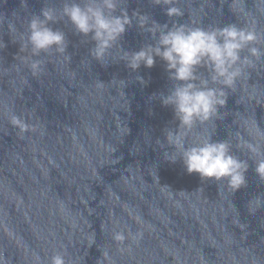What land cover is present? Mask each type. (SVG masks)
<instances>
[{
    "label": "water",
    "instance_id": "95a60500",
    "mask_svg": "<svg viewBox=\"0 0 264 264\" xmlns=\"http://www.w3.org/2000/svg\"><path fill=\"white\" fill-rule=\"evenodd\" d=\"M62 3L0 0V264H51L56 254L65 264H264V181L238 147L264 144V57L225 88L218 117L188 132L189 143L227 139L247 160L246 185L235 192L165 158L174 151L166 132L179 125L160 99L174 84L165 62L133 70L121 59L155 44L134 12L149 26L235 23L264 36V0H175L184 12L175 17L152 0H121L132 24L102 60L91 34L67 19L52 24L65 33V51L34 56L22 46L28 20L46 5L59 14ZM255 46L264 50V39ZM116 232L125 240L115 241Z\"/></svg>",
    "mask_w": 264,
    "mask_h": 264
},
{
    "label": "clouds",
    "instance_id": "9594fccd",
    "mask_svg": "<svg viewBox=\"0 0 264 264\" xmlns=\"http://www.w3.org/2000/svg\"><path fill=\"white\" fill-rule=\"evenodd\" d=\"M152 3L167 6L164 11L168 17L184 15L175 0H152ZM120 4L121 0H63L59 14L55 7L46 5L39 15L33 14L28 20L22 46L28 47L34 56L52 49L63 53L66 48L65 33L54 29L52 24L67 19L75 32L84 36L91 34V39L95 41L92 54L102 60L126 31V26L132 24V18L125 8H120ZM118 8L119 15L115 14ZM133 16L140 28L153 35L155 44H147L134 52L122 51L121 59L136 70L141 64L153 67L155 58L159 57L165 62L169 79L174 82L168 94L160 97L163 105L173 107L179 121L178 130L166 132L167 143L174 147V151L166 152L165 158L174 162L179 157L189 174L198 173L202 180L226 181L227 187L235 192L246 185L247 160L232 153V145L227 139L213 141L208 136L189 143L188 132L197 124L219 116L218 106L226 104L228 95L225 88H232L243 67L253 65V57H264V50L255 46L264 36L254 28L235 23L223 27H203L173 22L169 27L152 20L149 26L146 14L134 12ZM0 47H3L2 43ZM245 48L248 56L241 55ZM201 67L208 69L207 77L198 71ZM31 70L34 74L38 73L41 70L40 61H33ZM137 79L144 82L142 77ZM11 123L18 126L21 132L28 129V125L15 115ZM238 147L247 151L255 163V172L264 181V144L244 142ZM255 199L258 203L261 201L259 197ZM255 210L249 208L250 212ZM113 239L122 242L125 236L116 232ZM51 264H65V260L62 255L56 254L52 256Z\"/></svg>",
    "mask_w": 264,
    "mask_h": 264
}]
</instances>
